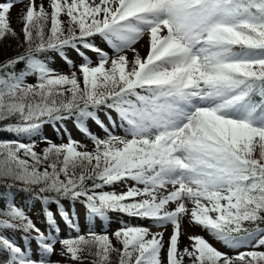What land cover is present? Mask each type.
Instances as JSON below:
<instances>
[{
	"label": "snow or ice",
	"instance_id": "6c2138e0",
	"mask_svg": "<svg viewBox=\"0 0 264 264\" xmlns=\"http://www.w3.org/2000/svg\"><path fill=\"white\" fill-rule=\"evenodd\" d=\"M14 6L0 2V44L24 48L0 61V264H264V0H28L19 33ZM52 52L77 70L50 67ZM19 193L41 204L43 230ZM110 213L162 231H95ZM185 219L229 251L199 235L181 250Z\"/></svg>",
	"mask_w": 264,
	"mask_h": 264
},
{
	"label": "rangeland",
	"instance_id": "374dc122",
	"mask_svg": "<svg viewBox=\"0 0 264 264\" xmlns=\"http://www.w3.org/2000/svg\"><path fill=\"white\" fill-rule=\"evenodd\" d=\"M26 1L28 2V0H14V3H15V6H16L17 4H20V2H26ZM0 2H3V0H0ZM40 2H41V0H37V3H40ZM15 10L16 9H13V14L15 13ZM11 21H13V20H11ZM147 39H148L147 36H145L139 43H137L135 45V48L137 49V51L140 53L141 56H145L146 53H147V47H146ZM96 42L98 44H100V46L103 47L104 50L109 53V55H113V52H112L111 48L109 46H107V44L102 43L99 40V38L96 39ZM81 51H85L86 55L92 61L96 62L97 57H96V55L94 53H92L91 51H88V50H84V49H81ZM54 54H52V55H54ZM67 55L69 56V58H71L74 61L75 65H79L82 62V58L76 53L75 50H67ZM127 55L129 56V59H131L132 56H133V53L129 52V53H127ZM44 58L47 59L48 63H51L53 61V57H49L48 56V57H44ZM64 65H65V67H69V65L66 62H64ZM54 69H57L56 66L54 67ZM99 116H100L101 119L105 120V123H107L103 112L99 113ZM65 126L67 128V132L71 134L72 139L87 145L88 149H90L92 147L90 142H89V140L87 139V137L77 129L75 123L72 120L66 121L65 122ZM95 129L98 130L97 128H95ZM91 132L94 133V134L103 135V133L101 131H99V130H98V132H100V133H98L96 131H91ZM42 135L46 136L48 138V140H50V141H52V142H54L56 144H61V143L67 142V135H64L63 137L58 136L51 125H47V126H45L42 129ZM108 190H113V189H108ZM114 190L117 191V192H120L123 189L120 186H114ZM20 198L21 197H18V199H15V203L17 205L24 206V208H26V209H28L27 207H30V206H36L37 204H38V206L40 205L39 202H34V201H31L30 204L27 205L25 199H23L22 202L19 203ZM25 206H27V207H25ZM76 210L80 214L81 210H82L81 206L80 205H76ZM35 218H36L35 219L36 220L35 224L37 225V227H40L43 230L44 227H42V223H41L42 217H41V215H39V216L35 215ZM79 218H80V224H81L82 232L86 231L87 229L85 227V216L82 217L81 215H79ZM57 219L59 220L58 216H57ZM120 220H124V221H126V222H128L130 224H133V225H138V226L142 225V226H145V227H150L152 232L162 231V229H158L156 227H152L150 221L137 220V219L129 218L127 216H121V214H118V213H115V215L110 214V220L107 221V222H102L99 219L96 220L94 222V230L97 231V232H100L102 230H106L109 234H111L114 230H116L119 227V221ZM60 228H61V232H60V236L61 237H64L65 235L68 234V230H67L65 225L60 224ZM171 231H172L171 226H169L167 228V230L164 232L165 241H167L169 235L171 234ZM183 233L184 234H183V236L181 238V244H180L181 250L186 245L189 244V240H188L189 236H191V235H199V236L204 237L206 240H208L218 250H220L222 252L229 251L220 242L215 240V238H213L206 230L202 229L200 226H194V225L190 224V222L187 219H185V221L183 223ZM9 235H12V234L9 233ZM71 235H75V233L72 232ZM15 238L17 239V241H19V239H20V237L17 235V233L15 234ZM35 246H36L35 242H33V244H32L33 249H35ZM57 249H59V245H57ZM241 250L244 251V250H253V249L249 248V249H241ZM255 250L264 251V248L255 249ZM163 255L166 258V251L163 253ZM58 257L59 256H53L52 259L53 260H58ZM61 262L63 263V261H61ZM165 264H166V260H165Z\"/></svg>",
	"mask_w": 264,
	"mask_h": 264
},
{
	"label": "trees",
	"instance_id": "16d2710c",
	"mask_svg": "<svg viewBox=\"0 0 264 264\" xmlns=\"http://www.w3.org/2000/svg\"><path fill=\"white\" fill-rule=\"evenodd\" d=\"M27 3H28L27 1L26 2H20V4H17L16 6H14L12 8L11 12H10V21L13 20V21H11V27L13 29H15V31L17 33H19L21 31V27H22L21 15H22ZM13 9H16L14 14H13ZM20 39L22 40L23 37L21 36ZM23 51H24L23 47H18V41L17 40L12 39V38L5 39L3 41V43L0 44V61H3V60H5L8 57H13V56L17 55L18 53H22ZM54 53L55 52H52V54H54ZM52 54L48 53V54H46V57H48V56L49 57H53V61L51 63H49V66L52 67L53 69L56 66V68H57L56 70L59 71L62 74H70L72 71H76L77 70L76 68L65 67V65H64L65 60L57 53H55L54 55H52ZM42 58H44V57H42ZM93 64H95V61H93ZM78 75H79V73H78ZM28 82L29 83H34L35 79L34 78H29ZM72 121L75 123L74 120H72ZM86 126L90 129V131L98 132V130H99V128L92 121H88L86 123ZM95 128H97L98 130H96ZM3 138L9 139L11 137L7 136V135H4ZM64 143H66V142H64ZM46 146H47L46 143L38 142L36 150L38 152H40ZM257 154H258V149H257ZM3 190L4 189L2 187H0V191H3ZM106 190H108V189H106ZM13 192H15V189H13ZM18 196L21 197L20 200H19V203H21L22 200L25 199L27 205H29L30 202L32 201V200L28 199L27 195L24 194V193L17 194L15 199ZM77 205H79V204H77ZM25 207H27V206H25ZM27 208L28 209L25 208L26 211H27V214L33 219L34 222H36L35 215H37V216L41 215V217H42V219H41L42 220L41 221L42 227L45 228V222H44L45 220H44V217H43L42 212H41V204L39 206L37 204L36 206H30V207H27ZM81 208H82V210H81V213L79 215H81L83 217V216H85L84 215V209H83L82 206H81ZM110 214H115V213H110ZM61 224H63V223H61ZM17 235L20 237L21 234L19 232H17ZM117 246L119 247V245H117ZM60 259L61 258L58 257V260H60ZM88 259H90V258H86L85 264H87V260ZM61 261H63V260H61ZM63 263L66 264L65 261H63ZM63 263L61 262V264H63ZM185 264H189V261L187 260V258H185Z\"/></svg>",
	"mask_w": 264,
	"mask_h": 264
}]
</instances>
